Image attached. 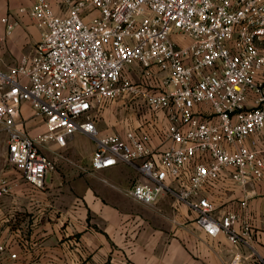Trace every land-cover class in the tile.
<instances>
[{"label":"built area","instance_id":"1","mask_svg":"<svg viewBox=\"0 0 264 264\" xmlns=\"http://www.w3.org/2000/svg\"><path fill=\"white\" fill-rule=\"evenodd\" d=\"M58 2L62 14L52 0L22 7L43 30L41 39L14 66L3 68L0 57L6 161L44 189L55 169L44 149L51 142L65 147L83 131L97 144L92 170L138 164L144 180L128 190L133 199L152 204L170 191L198 210L208 235L249 244V223L239 226L237 211L217 213L201 190L227 178L243 188L264 182V0ZM13 27L8 23V32ZM136 64L140 84L129 74ZM131 97L166 116L164 148L151 147L152 122L145 132L130 127L123 135L98 129L95 112L103 102ZM24 103L46 132L29 134ZM13 188L0 166V199ZM7 254L18 258L0 243V264ZM238 262L239 253L232 259Z\"/></svg>","mask_w":264,"mask_h":264},{"label":"crops","instance_id":"2","mask_svg":"<svg viewBox=\"0 0 264 264\" xmlns=\"http://www.w3.org/2000/svg\"><path fill=\"white\" fill-rule=\"evenodd\" d=\"M31 3L32 0H0L3 68L14 66L22 56L33 53L41 39L43 30L28 12L20 11ZM52 3L57 13H64L58 0ZM4 18L14 24L10 32ZM138 67L136 64L129 71L132 78H141ZM156 76L161 77V73ZM111 101L114 100L103 102L95 118ZM33 112L29 103L22 105L29 134L46 129L44 121L35 118ZM150 122L155 124L149 129L151 147L162 149L163 131L168 125L166 116L159 113ZM96 123L102 134L123 135L128 129L102 130L98 119ZM146 129L147 124L140 131ZM4 134L0 128V140ZM82 138L93 142L90 164L84 170L78 168L81 162L76 151V141ZM96 147V140L80 130L69 137L65 147L55 142L47 145L44 152L54 156L60 170L56 167L47 174L44 189L32 187L14 168L6 170L14 188L10 195L0 199V243L7 244L18 258L13 260L7 254L2 264H252L259 259L264 261V182L243 188L227 178L209 183L201 190V196L216 202L217 213L237 211L239 226L249 223L250 243L241 241L237 247L225 233L216 237L208 235L197 222L198 210L170 191H165L152 204L133 199L128 190L144 180L138 164L120 162L110 168L92 170ZM3 149L0 141V156ZM0 166L4 165L0 162ZM238 253L239 262L232 263Z\"/></svg>","mask_w":264,"mask_h":264},{"label":"rangeland","instance_id":"3","mask_svg":"<svg viewBox=\"0 0 264 264\" xmlns=\"http://www.w3.org/2000/svg\"><path fill=\"white\" fill-rule=\"evenodd\" d=\"M133 81L137 84H140L141 78L133 77ZM135 98H119L117 100L111 101L108 104L104 105L103 110L97 113L96 119H98L99 126L102 130L105 129H124V127L136 128L140 130L141 127L148 124L151 119H155L159 117V112L151 110L145 102L136 101ZM101 114V115H100ZM1 128V127H0ZM3 131V130H2ZM5 132V131H4ZM46 132V129L30 131V134L36 136L37 134H41ZM6 134V132H5ZM3 135L1 138V145L4 147L3 156H0L1 165H4V170L10 171L12 170V165L6 161V140L7 134ZM93 142L90 140H85L82 138L81 140L76 141V151H78L80 155V164H78V168L80 170H84L86 168V164H90V146ZM5 154V155H4ZM50 158L55 161L54 156L49 154ZM72 165V164H71ZM58 166L55 163V168ZM62 167V165L60 166ZM58 170H60L57 167Z\"/></svg>","mask_w":264,"mask_h":264}]
</instances>
